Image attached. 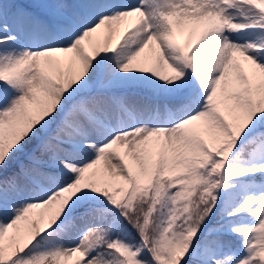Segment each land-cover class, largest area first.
Masks as SVG:
<instances>
[{"label":"snow or ice","instance_id":"obj_1","mask_svg":"<svg viewBox=\"0 0 264 264\" xmlns=\"http://www.w3.org/2000/svg\"><path fill=\"white\" fill-rule=\"evenodd\" d=\"M0 264H264V0H0Z\"/></svg>","mask_w":264,"mask_h":264}]
</instances>
